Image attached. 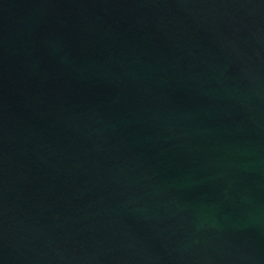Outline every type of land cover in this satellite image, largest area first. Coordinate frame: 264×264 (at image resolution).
I'll list each match as a JSON object with an SVG mask.
<instances>
[{"label": "water", "instance_id": "1", "mask_svg": "<svg viewBox=\"0 0 264 264\" xmlns=\"http://www.w3.org/2000/svg\"><path fill=\"white\" fill-rule=\"evenodd\" d=\"M0 264H264V0H0Z\"/></svg>", "mask_w": 264, "mask_h": 264}]
</instances>
